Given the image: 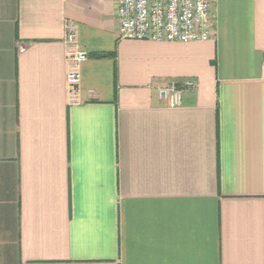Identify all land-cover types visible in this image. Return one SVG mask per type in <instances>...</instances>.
I'll list each match as a JSON object with an SVG mask.
<instances>
[{"label":"crops","instance_id":"crops-1","mask_svg":"<svg viewBox=\"0 0 264 264\" xmlns=\"http://www.w3.org/2000/svg\"><path fill=\"white\" fill-rule=\"evenodd\" d=\"M208 1L213 40L170 43L120 39L119 0H0V264H264V0Z\"/></svg>","mask_w":264,"mask_h":264},{"label":"built area","instance_id":"built-area-1","mask_svg":"<svg viewBox=\"0 0 264 264\" xmlns=\"http://www.w3.org/2000/svg\"><path fill=\"white\" fill-rule=\"evenodd\" d=\"M217 17L208 0H119V37L122 40L200 43L214 38ZM67 90L70 106L82 103V65L88 60L81 48L76 25L69 22L65 35ZM196 84L172 82L159 89L160 98L172 107L181 105L185 91Z\"/></svg>","mask_w":264,"mask_h":264}]
</instances>
